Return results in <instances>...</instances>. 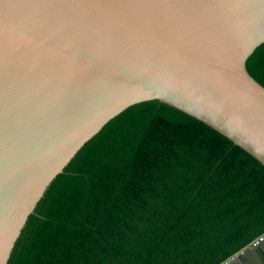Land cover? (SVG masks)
<instances>
[{"label": "water", "instance_id": "95a60500", "mask_svg": "<svg viewBox=\"0 0 264 264\" xmlns=\"http://www.w3.org/2000/svg\"><path fill=\"white\" fill-rule=\"evenodd\" d=\"M263 43L264 0H0V264L41 263L64 204L158 102L264 167L247 68Z\"/></svg>", "mask_w": 264, "mask_h": 264}, {"label": "trees", "instance_id": "16d2710c", "mask_svg": "<svg viewBox=\"0 0 264 264\" xmlns=\"http://www.w3.org/2000/svg\"><path fill=\"white\" fill-rule=\"evenodd\" d=\"M247 68L264 87V43ZM264 234V167L156 103L64 204L40 264H221Z\"/></svg>", "mask_w": 264, "mask_h": 264}, {"label": "flooded vegetation", "instance_id": "af4514ba", "mask_svg": "<svg viewBox=\"0 0 264 264\" xmlns=\"http://www.w3.org/2000/svg\"><path fill=\"white\" fill-rule=\"evenodd\" d=\"M261 241L262 246L257 251H250L230 264H264V237H261Z\"/></svg>", "mask_w": 264, "mask_h": 264}]
</instances>
